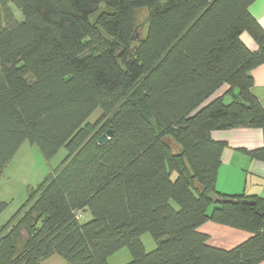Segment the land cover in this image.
<instances>
[{
  "label": "trees",
  "instance_id": "obj_1",
  "mask_svg": "<svg viewBox=\"0 0 264 264\" xmlns=\"http://www.w3.org/2000/svg\"><path fill=\"white\" fill-rule=\"evenodd\" d=\"M253 1L0 0V178L27 141L47 160L67 150L1 227L0 264H41L55 254L67 264H109L125 247V264L264 261V199L217 191L225 143L211 135L264 132L252 92L264 29ZM245 32L258 51L242 41ZM224 84L230 101L200 108ZM108 129L114 134L100 143ZM251 155L264 160V147ZM210 220L251 236L213 246L200 231Z\"/></svg>",
  "mask_w": 264,
  "mask_h": 264
},
{
  "label": "crops",
  "instance_id": "obj_2",
  "mask_svg": "<svg viewBox=\"0 0 264 264\" xmlns=\"http://www.w3.org/2000/svg\"><path fill=\"white\" fill-rule=\"evenodd\" d=\"M250 12L264 29V0H254L250 5ZM241 39L251 51L259 50V45L250 34L243 33ZM252 75L254 78L252 92L264 108V63L254 68ZM228 89V84L221 86L200 108L208 105L218 97L225 96ZM225 97L226 101H230L229 95ZM211 135L214 140L225 143L218 170L217 191L228 196L264 199V160L251 155V152L264 147L263 130L259 127H240L214 130ZM1 215L0 210V217ZM2 225L0 224V229ZM200 231L209 235L211 245L225 249L233 248L251 236V233L247 230L211 220L201 225ZM142 241L147 251L156 248V242L151 235L144 234ZM128 253L125 254V263L131 260V254ZM116 255L117 253L109 258V264H113L112 260ZM259 264H264V261Z\"/></svg>",
  "mask_w": 264,
  "mask_h": 264
},
{
  "label": "rangeland",
  "instance_id": "obj_3",
  "mask_svg": "<svg viewBox=\"0 0 264 264\" xmlns=\"http://www.w3.org/2000/svg\"><path fill=\"white\" fill-rule=\"evenodd\" d=\"M138 16L141 26V36H144L147 27L146 11L142 10ZM101 114V110H97L90 118V121L96 122ZM66 155L67 150L63 147L51 160H47L37 144L27 141L21 146L0 178V206L4 203L0 217V224H3L2 227L18 212L21 206L28 200L29 195L59 168ZM85 220L87 219L83 218L81 221L84 222ZM146 234L150 235L149 233ZM27 237V232H22L19 238V252L25 244ZM128 252L129 249L127 247L117 252L112 263L124 264L125 254H129ZM41 264H67V261L63 256L55 254L41 261Z\"/></svg>",
  "mask_w": 264,
  "mask_h": 264
},
{
  "label": "water",
  "instance_id": "obj_4",
  "mask_svg": "<svg viewBox=\"0 0 264 264\" xmlns=\"http://www.w3.org/2000/svg\"><path fill=\"white\" fill-rule=\"evenodd\" d=\"M114 134L113 129H108L106 133H104L102 136L99 137V142L100 143H108L110 138L112 137V135ZM212 199L214 200V202H218V203H223V202H239L238 200H235L233 198H221L219 196L216 195H212ZM242 203H246V204H250V205H255V201L250 200V199H242L241 200Z\"/></svg>",
  "mask_w": 264,
  "mask_h": 264
}]
</instances>
